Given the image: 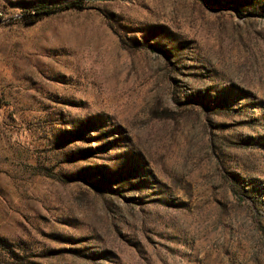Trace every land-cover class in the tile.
<instances>
[{
	"label": "rangeland",
	"instance_id": "1",
	"mask_svg": "<svg viewBox=\"0 0 264 264\" xmlns=\"http://www.w3.org/2000/svg\"><path fill=\"white\" fill-rule=\"evenodd\" d=\"M0 262L264 264V0H0Z\"/></svg>",
	"mask_w": 264,
	"mask_h": 264
},
{
	"label": "trees",
	"instance_id": "2",
	"mask_svg": "<svg viewBox=\"0 0 264 264\" xmlns=\"http://www.w3.org/2000/svg\"><path fill=\"white\" fill-rule=\"evenodd\" d=\"M79 8H82V5L80 3L75 2V1H69V2H66L65 5L61 9H79ZM53 11L54 10L50 7L41 8V9H36L34 11V14L37 17H41V16H46V15L52 13Z\"/></svg>",
	"mask_w": 264,
	"mask_h": 264
},
{
	"label": "built area",
	"instance_id": "3",
	"mask_svg": "<svg viewBox=\"0 0 264 264\" xmlns=\"http://www.w3.org/2000/svg\"><path fill=\"white\" fill-rule=\"evenodd\" d=\"M0 264H12V263H4V262H0Z\"/></svg>",
	"mask_w": 264,
	"mask_h": 264
}]
</instances>
